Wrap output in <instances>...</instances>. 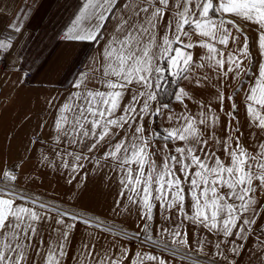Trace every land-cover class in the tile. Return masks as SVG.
Listing matches in <instances>:
<instances>
[{
    "label": "snow or ice",
    "instance_id": "obj_1",
    "mask_svg": "<svg viewBox=\"0 0 264 264\" xmlns=\"http://www.w3.org/2000/svg\"><path fill=\"white\" fill-rule=\"evenodd\" d=\"M13 39L0 32V56ZM59 39L91 49L27 151L70 184L115 182L113 211L138 231L45 201L24 187L27 157L6 161L0 264H264V0H81Z\"/></svg>",
    "mask_w": 264,
    "mask_h": 264
},
{
    "label": "crops",
    "instance_id": "obj_2",
    "mask_svg": "<svg viewBox=\"0 0 264 264\" xmlns=\"http://www.w3.org/2000/svg\"><path fill=\"white\" fill-rule=\"evenodd\" d=\"M80 3L81 0H0V9H3L0 12V32L14 37L11 53L0 56V167L6 161L8 167H12L27 157L20 174L35 177L24 183L27 191L61 207L84 211L108 224H115L117 228L138 231L136 225L140 221L134 212L118 214L113 211L119 190L115 182L101 179L102 174L88 172L77 176L70 184L67 172L61 174L35 167L41 150L39 144L27 151L29 140H34L37 133L45 137L49 135L47 127L43 131L39 128L42 121L50 125L55 115V109L49 107L48 101L52 97L59 100L71 89L72 81L82 70L86 54L91 49L87 43L59 39L60 34L71 26ZM25 4L31 11L24 20L22 33H10L7 25ZM253 52L255 54V49ZM24 73L30 77L21 82ZM228 83H232L231 79ZM235 88L236 84H233L232 90ZM225 91L229 90L226 88ZM241 99L242 96H237L236 102L240 104ZM239 118L244 119L242 104ZM159 224L166 225V222L159 220ZM85 232V226L80 224L74 236L78 240ZM97 235L105 247L113 244L106 233ZM125 243L126 240H117L115 247ZM129 246L135 250L134 241Z\"/></svg>",
    "mask_w": 264,
    "mask_h": 264
},
{
    "label": "built area",
    "instance_id": "obj_3",
    "mask_svg": "<svg viewBox=\"0 0 264 264\" xmlns=\"http://www.w3.org/2000/svg\"><path fill=\"white\" fill-rule=\"evenodd\" d=\"M29 77H30V74H29V75H27L26 79H28Z\"/></svg>",
    "mask_w": 264,
    "mask_h": 264
},
{
    "label": "rangeland",
    "instance_id": "obj_4",
    "mask_svg": "<svg viewBox=\"0 0 264 264\" xmlns=\"http://www.w3.org/2000/svg\"><path fill=\"white\" fill-rule=\"evenodd\" d=\"M236 99H237V97H236Z\"/></svg>",
    "mask_w": 264,
    "mask_h": 264
}]
</instances>
